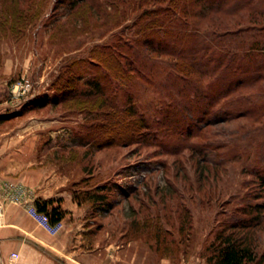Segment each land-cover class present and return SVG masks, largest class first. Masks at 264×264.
I'll list each match as a JSON object with an SVG mask.
<instances>
[{"label":"rangeland","instance_id":"1","mask_svg":"<svg viewBox=\"0 0 264 264\" xmlns=\"http://www.w3.org/2000/svg\"><path fill=\"white\" fill-rule=\"evenodd\" d=\"M29 1L0 0V119L14 126V134L33 139V162L67 178L85 207L87 226L102 233L103 240L109 235L111 243L138 250L140 264H207L208 246L222 223L238 213L248 196L263 191L248 170L255 156L244 155L256 143L237 135L259 123L241 118L211 126L210 137H180L162 120L171 99L162 75L154 85L138 82L133 97L152 127L120 141L114 131L121 113L100 105V96L80 92L91 89L90 80L106 71L92 59L94 46L115 43L122 27L96 34L66 25L57 32L53 23L66 3L55 8L57 0H34L30 10ZM100 80L110 86L106 96L115 97L119 107L131 103L117 79ZM18 82L20 93L32 87L25 92L27 100L11 94ZM72 93L77 96L63 101ZM219 143L224 147L217 148ZM189 145L199 147L202 156L207 153L210 166L212 160L223 161L218 179L211 176L206 184L211 191L206 185L199 190V169L206 162Z\"/></svg>","mask_w":264,"mask_h":264},{"label":"trees","instance_id":"2","mask_svg":"<svg viewBox=\"0 0 264 264\" xmlns=\"http://www.w3.org/2000/svg\"><path fill=\"white\" fill-rule=\"evenodd\" d=\"M33 2L29 1L30 10ZM64 3L53 23L57 32L66 25L96 34L122 27L115 43L94 46L92 59L106 71L90 80L91 89L80 92L95 99L100 96V105L121 113L119 129L114 131L120 141L132 140L152 127L138 113L133 97L138 82L154 85L162 75L167 78L165 95L171 98L162 120L180 137H210L211 126L241 118L259 123L237 135L256 143L244 155L255 156L248 170L263 191L248 196L238 213L222 223L208 246L212 253L207 264H264V251L259 253L264 242V0H57L55 8ZM101 78L117 79L128 89L131 103L119 107L115 97L106 96L110 86L102 84ZM69 95L63 101L77 96ZM188 148L203 154L199 147ZM207 157L205 153L200 158L206 163L198 168L199 190L223 171V161L212 160L210 166ZM206 186L211 191V185ZM73 195L81 203L76 191ZM95 196L105 199L101 193ZM36 203L52 222L67 213L51 199H36Z\"/></svg>","mask_w":264,"mask_h":264},{"label":"crops","instance_id":"3","mask_svg":"<svg viewBox=\"0 0 264 264\" xmlns=\"http://www.w3.org/2000/svg\"><path fill=\"white\" fill-rule=\"evenodd\" d=\"M13 127L0 119V264H140L138 250L111 243L109 235L103 240L102 233L87 226L85 207L74 198L67 178L33 162V139L14 134ZM17 187L29 200L61 204L67 210L62 229L51 233L18 204L13 198ZM12 253L19 256L11 258Z\"/></svg>","mask_w":264,"mask_h":264},{"label":"built area","instance_id":"4","mask_svg":"<svg viewBox=\"0 0 264 264\" xmlns=\"http://www.w3.org/2000/svg\"><path fill=\"white\" fill-rule=\"evenodd\" d=\"M21 83L18 82L17 84H14V89H12L11 94L13 97L18 98V99H23L27 100L28 96L24 97L26 94L25 92L28 90V92L31 91L32 87L29 86L24 89L23 92H18L21 88ZM14 200L21 205H24L27 209V211L39 222L43 227H45L48 231L51 233H57L60 229L63 227V222L62 220L57 221V222H52L50 215L45 212L41 211L38 208V205L36 203V200H29L27 196L25 195V192L22 190V187H17L16 190L14 191L13 194ZM19 256L18 253H12L11 258H17Z\"/></svg>","mask_w":264,"mask_h":264}]
</instances>
